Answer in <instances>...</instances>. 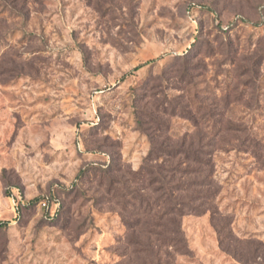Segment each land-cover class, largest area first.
I'll list each match as a JSON object with an SVG mask.
<instances>
[{"label":"rangeland","instance_id":"rangeland-1","mask_svg":"<svg viewBox=\"0 0 264 264\" xmlns=\"http://www.w3.org/2000/svg\"><path fill=\"white\" fill-rule=\"evenodd\" d=\"M135 107L214 150V209L182 218L174 263L264 264V166L244 141L264 143V0H0V264L158 263L123 207L150 148ZM90 164L108 177L77 180ZM54 191L63 219L41 203L14 220L11 196Z\"/></svg>","mask_w":264,"mask_h":264},{"label":"trees","instance_id":"trees-1","mask_svg":"<svg viewBox=\"0 0 264 264\" xmlns=\"http://www.w3.org/2000/svg\"><path fill=\"white\" fill-rule=\"evenodd\" d=\"M181 57L183 65H188V54ZM140 67L142 66L136 67L135 70ZM186 70L183 66L180 74H183L184 78H190ZM197 109L193 111L187 106L183 117L198 129L200 118ZM137 110L138 108L135 111ZM156 110L167 113V109H161L160 106ZM136 114V123L148 137L150 148L139 169L128 173L129 179L123 182V207L127 209L132 206L134 209L131 213L132 221L128 224L131 240L129 243L141 246V253L157 260V264H162V254L171 260L167 264H175L173 260L177 256H187L190 253L182 230V218L186 215L201 216L207 212L212 213L214 209L213 203L217 194L213 187L214 150L202 143L199 130L195 135L196 141H193L191 136L188 143L187 138L177 139L173 135H166L163 128L165 124L163 125L155 115L141 112V116H146L147 121L155 126V129L148 133L150 128H143L146 122L144 124V120L140 118V112L137 111ZM218 133L214 137H217ZM244 141L245 150L251 149L255 161L264 166V143L259 142L253 134H249ZM90 173H100V180L108 177L105 166L90 164L79 171L76 179ZM61 191L69 192L70 189L62 188ZM58 197L55 191L30 201L11 196L14 220H18L25 211L35 209L42 203L46 220L60 221L63 219V208ZM8 225L10 222L0 221V228H6Z\"/></svg>","mask_w":264,"mask_h":264}]
</instances>
